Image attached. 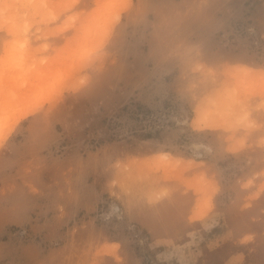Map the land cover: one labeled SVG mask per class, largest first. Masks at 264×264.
I'll return each instance as SVG.
<instances>
[{"label": "rangeland", "instance_id": "rangeland-1", "mask_svg": "<svg viewBox=\"0 0 264 264\" xmlns=\"http://www.w3.org/2000/svg\"><path fill=\"white\" fill-rule=\"evenodd\" d=\"M0 264H264V0H0Z\"/></svg>", "mask_w": 264, "mask_h": 264}]
</instances>
